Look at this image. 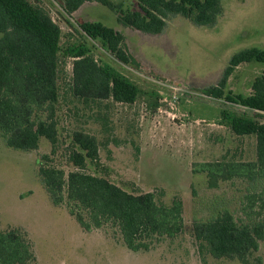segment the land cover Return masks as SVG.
I'll return each instance as SVG.
<instances>
[{
    "label": "rangeland",
    "instance_id": "obj_1",
    "mask_svg": "<svg viewBox=\"0 0 264 264\" xmlns=\"http://www.w3.org/2000/svg\"><path fill=\"white\" fill-rule=\"evenodd\" d=\"M31 1L45 8L61 27L64 43L87 41L99 61L120 71L141 91L133 105L112 103L102 110L108 123L106 133L103 121L96 119L98 110L71 97L72 60H68L61 80L58 128L62 145L54 158L57 166L67 173L73 170L66 149L75 130L89 132L100 141L109 138L108 147L100 148L109 179L130 193L155 192L166 204L181 197L185 229L175 240L140 253L128 250L105 231L85 232L65 206L52 204L41 181L39 158L51 153L49 143L42 139L38 150L25 152L7 147L0 135L1 228H18L28 234L36 264H241L210 256L204 262L193 237V223L218 206L237 211L243 187L235 182L209 189L207 176L194 173L193 166L221 159L227 152L246 161L256 158L255 136L237 137L221 122L223 110L252 113L206 97L202 91L220 83L234 55L264 49V0H222V15L213 26L171 17L164 33L157 36L121 26L117 16L100 4H86L67 16L60 0ZM114 1L137 9L139 0ZM79 21L101 22L123 33L140 67L118 62L99 43L84 38L77 32ZM263 74L264 63L243 64L228 79L227 90L248 96L254 80ZM256 257L264 264V242Z\"/></svg>",
    "mask_w": 264,
    "mask_h": 264
},
{
    "label": "trees",
    "instance_id": "obj_2",
    "mask_svg": "<svg viewBox=\"0 0 264 264\" xmlns=\"http://www.w3.org/2000/svg\"><path fill=\"white\" fill-rule=\"evenodd\" d=\"M89 3L111 10L121 26L153 36L164 33L171 17L213 26L223 12L222 0H139L137 9L114 0H60L67 16ZM77 26V32L99 43L118 62L140 67L120 31L97 21H79ZM0 35V135L7 147L25 152L38 150L42 139L49 143L51 153L40 156L38 173L52 204L65 206L85 232L105 231L134 253L149 252L178 238L185 229L182 198L166 204L155 192L130 193L114 184L100 158V148L108 147L109 138L100 141L89 132L75 130L66 149L73 170L67 173L54 160L62 145L58 109L68 60H72L71 97L98 110L96 119L103 121L106 133L102 110L112 103L135 104L141 95L137 84L99 61L87 41L64 43L61 27L31 0H0ZM251 62L264 63V49L234 55L220 83L202 91L206 97L252 113L223 110L221 122L237 137L256 138L254 160L227 152L221 159L193 166L194 173L207 176L209 189L235 182L243 187L237 211L218 206L207 217L194 219L193 237L204 262L209 256L241 264L261 261L256 254L264 242V74L254 80L248 96L227 90L234 71ZM36 263L28 234L0 226V264Z\"/></svg>",
    "mask_w": 264,
    "mask_h": 264
}]
</instances>
